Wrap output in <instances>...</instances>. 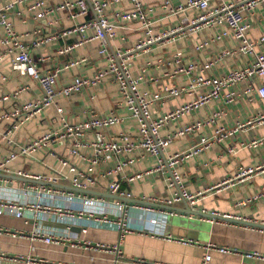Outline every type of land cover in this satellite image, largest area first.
I'll use <instances>...</instances> for the list:
<instances>
[{"label": "built area", "instance_id": "1", "mask_svg": "<svg viewBox=\"0 0 264 264\" xmlns=\"http://www.w3.org/2000/svg\"><path fill=\"white\" fill-rule=\"evenodd\" d=\"M32 1V2H31ZM31 2V3H30ZM129 4L127 11H118L110 18L111 10L122 4ZM30 3V4H29ZM26 6L27 13L38 22V26L29 34L32 36L28 44L23 43L25 34H17L8 21V16L14 14L21 17V12L16 8ZM163 7L170 15H177L188 10L196 13L195 18L183 20L177 28L163 33L161 36H150L146 41H139L130 49H109L110 41L116 37L117 30H124V23L139 22L146 30L151 32L150 26L154 23L149 20L148 12L142 0H60L58 4L51 5L46 0H13L0 4V63L8 59L14 71L19 75L28 77L34 81L41 91L39 99H32L27 102L18 103V97L27 91L26 86H19L13 91L0 95V105L13 102L9 109L0 112V124L7 123L9 126L0 138L9 145H15L8 155L0 161V175H10L23 179L28 184L22 193L27 197L23 201L0 199V215L11 216L16 219L34 220L38 223L33 234L45 245L62 246L72 248H85L96 250L102 253L114 254L122 258L119 245H106L92 243L85 240L74 239L69 234L73 226L79 221L94 225V227H117L122 232L127 214L126 206H110L111 211L120 212L121 218L111 219L110 212L106 213L105 201L95 196H84V193L76 194L66 187L77 190L98 192L94 188H105L106 194L118 196L119 198L134 201L132 195L120 189V180L110 178L120 174L122 171L134 166L139 159L132 156V153L139 149L144 155H149L157 160V165L145 169L143 172L128 174L124 181L131 184L140 178L164 173L167 166L172 171V179H169L170 186L179 182V176L175 168L187 158L197 155L208 149L213 142H220L230 136L234 131H227L217 128L212 138H201L199 144L187 152L175 153L163 161L161 154L170 145L173 139L186 136L202 127V123L191 122L183 125L168 136H162L161 130L170 121L179 119L181 116L193 113L213 101L223 102L231 105L238 98L250 101L253 97L259 98L264 103V34L258 38H252L249 33L251 22H264V0H184L183 4L171 7L170 0H163ZM60 14H64L65 20L72 23L70 30L63 31L61 36L70 34L77 35V40L71 45H63L57 50L59 55H68L73 50L82 47L84 44L97 41L98 56L102 59L104 66L100 67L91 78L75 76L72 81L63 87L57 86V79L62 69H71L86 62V58L70 61L63 68H55L53 71L41 68L39 62L44 58L34 59L32 51L41 49L56 37L44 33L47 27L57 22ZM215 32L213 36L193 44V50L202 52L208 45L221 43L231 38L236 42L234 48H224L210 58L195 59L186 62L180 50L176 51L167 60H158V64L172 66L173 69L165 76L176 78L180 75L187 77V83L183 85L173 84L163 86L152 97L140 92L139 84L144 80V74H134L130 69V58L133 53L142 51L146 46L166 41L164 44L176 43L181 36H193L198 39L199 34L204 31ZM91 31V35H87ZM248 57L249 63L240 68H231L220 75L214 76V68L228 59ZM106 78L117 86L119 101L117 110L109 114L100 115L93 111L88 112L85 120L71 123L66 119L64 110L58 105L59 98H69L80 93L83 89L94 87L102 83ZM154 80V77H151ZM5 78L0 74V82ZM184 95L194 96L193 100L169 113L153 117L150 111L152 105L166 100L179 98ZM54 108L55 116L52 117V128L36 138H30L25 144L14 142L15 135L19 129L28 124L37 116L42 115L46 110ZM126 109L128 116L136 124V133L121 132L114 139H105L104 132L119 126L125 120L118 112ZM213 114L211 122L217 118ZM264 124V113L250 118L244 124H239L238 129ZM89 134L93 140L88 139ZM91 137V138H92ZM264 139L253 140L246 146L251 148L259 147ZM64 146L65 155L61 156L52 151V146ZM233 147L229 149L232 152ZM91 149L92 154L88 157L80 155V151ZM45 153L59 160L58 166H47V174H29L24 171L12 172L9 165L21 157H32L37 152ZM80 157L83 166L74 164L69 158ZM115 166L109 170L99 173L94 169L101 165H107L115 161ZM86 165V166H85ZM264 172V164L257 167L239 168L232 178L223 180L218 186L233 187L237 183ZM101 178L108 182L101 186ZM4 178L0 177V181ZM8 182L7 180H5ZM215 188H207L202 192L192 194L182 186L166 198H143V204H158L171 207L182 201L194 205L205 193ZM148 202V203H147ZM73 203L82 205L77 210L73 209ZM147 211H154L153 206L146 205ZM157 208V207H156ZM214 215V214H210ZM52 221L66 224L70 231H58L46 229L41 225L42 221ZM149 223L156 224L155 219H149ZM81 234L87 232L85 225L79 228ZM167 241L179 242L188 246H198L197 242L185 239H176L171 236L164 237ZM203 248L206 250L202 264L211 260V253L235 254L237 251L226 247H219L208 243ZM239 253V252H238ZM244 258H261L257 253H239ZM6 256L0 253V263ZM10 261V260H9ZM15 261L24 264H51L47 261H36L20 256ZM11 262V261H10ZM14 262V261H13ZM143 263V262H140Z\"/></svg>", "mask_w": 264, "mask_h": 264}, {"label": "crops", "instance_id": "2", "mask_svg": "<svg viewBox=\"0 0 264 264\" xmlns=\"http://www.w3.org/2000/svg\"><path fill=\"white\" fill-rule=\"evenodd\" d=\"M13 0H0V4ZM51 5H56L60 0H46ZM32 2V1H31ZM30 2V3H31ZM149 20L154 22L151 26V32L146 34L139 22L124 23L125 29L117 30L116 37L110 41L109 49H130L139 41H146L150 36L157 37L163 33L177 28L183 23V20L195 18L196 13L188 10L177 15H170L169 11L163 7V0H142ZM29 3V4H30ZM184 0H170L171 7L175 8L183 4ZM130 6L122 3L114 7L110 13V18L118 11H127ZM21 12V17H15L12 13L8 16V21L12 24L17 34H25L23 43L28 44L32 36L29 34L38 26V22L27 13L26 6L16 8ZM57 22L47 27L44 33L53 35L56 38L41 49L33 50L34 59L44 58L39 62L41 68L53 71L55 68H63L70 61L86 58V62L69 69H62L57 79V86L68 85L75 76H84L91 78L94 73L104 63L97 54L99 42L93 41L84 44L82 47L73 50L68 55H59L57 50L63 45H71L77 40V35L70 34L61 36V33L70 30L72 23L60 14ZM91 35V31L86 32ZM215 32L204 30L196 39L193 36L182 37L176 43L164 44L166 41L152 43L146 46L142 51L133 53L130 58V69L134 74H144V80L139 84L140 92L146 93L152 97L163 86H171L174 83L183 85L187 83V77L180 75L176 78H170L165 74L170 73L172 66L158 64V60H167L176 51L180 50L186 62L195 59H206L215 56L219 50L224 48H234L236 42L231 38L223 42L208 45L202 52L197 53L193 50V44L199 42L201 38L207 39ZM264 34V22H251L249 35L252 38H258ZM250 59L248 57H238L228 59L218 64L212 74L220 75L231 68H240ZM0 74L5 81L0 82V95L13 91L19 86H26L27 91L22 93L17 102L23 103L32 99H39L41 91L38 85L29 79L19 75L14 71L8 59L0 63ZM154 77V80L151 79ZM194 96L184 95L179 98L170 99L151 106L150 111L153 117L163 116L174 109L189 103ZM117 86L111 80L106 78L97 86L83 89L67 99L59 98L58 105L64 110L66 119L71 123H77L87 118L91 110L97 114L105 115L117 110L119 101ZM13 102L0 105V112L9 109ZM54 108L46 110L42 115L31 120L24 127L19 129L15 135L14 142L25 144L28 139L36 138L52 128V117L55 116ZM217 113V118L211 122L213 114ZM264 113V103L257 97L250 101L238 98L231 105L223 102L213 101L205 107L194 111L193 113L181 116L179 119L170 121L161 130L162 136H168L178 128L191 122L202 123L198 130L176 139H173L166 150L160 155L162 160L175 153L187 152L199 144L201 138H212L217 128H223L227 131H234L230 136L222 139L220 142H213L208 148L197 155H193L182 161L175 172L179 176V182L170 186L169 179H172V171L165 166L164 173L149 175L129 184L124 181L128 174L143 172L145 169L155 167L157 160L149 155H143L141 150L137 149L132 156L139 159L138 162L129 169L110 179L120 180V189L132 195L134 201H121L117 199H104L106 213L110 214L111 219L116 220L122 216L120 212L111 211L110 206H126L127 214L124 216V230L120 232L117 227H94L86 222L77 223L72 227L69 233L72 238L85 240L92 243H101L106 245H119L122 252V258H117L114 254L102 253L96 250H87L83 248H72L71 246H53L45 245L38 239L33 238L36 225L32 219H16L11 216L0 215V253L6 256L0 264H24L15 261L20 256L27 257L36 261H47L51 264H202L206 250L203 248L208 243L219 247L230 248L237 251L235 254L211 253V260L207 264H264V172L255 175L242 183H237L233 187L218 186L223 180L232 178L239 168L257 167L264 164V141L257 148L246 146L253 140L264 139V124L254 125L238 129L239 124H244L250 118ZM118 114L124 117L121 125L105 131V139H114L121 132L125 131L132 135L136 133V124L128 116L126 109H121ZM7 123L0 124V136L8 128ZM89 134L88 139L93 140ZM17 146L9 145L0 138V161L3 160L13 148ZM233 147V151L229 149ZM64 146H52L51 150L60 156L65 155ZM91 149L80 151V155L91 156ZM37 152L32 157H21L10 163L9 170L12 172L24 171L29 174H47V166H58L59 160L45 153ZM74 164L83 166V160L78 156L69 158ZM115 161H110L107 165L95 167L97 172L102 173L115 166ZM86 166V165H85ZM4 178L0 181V199L23 201L27 197L22 190L27 188L28 184L23 179H18L10 175H0ZM7 180L8 182H6ZM108 181L101 178V186H105ZM182 186L188 192L195 194L202 192L207 188H215L200 197L194 205L185 202L175 204L171 207H153L154 211H147L148 207L143 204V198H166L177 191ZM97 193L106 194L105 188L95 187ZM78 194V192H74ZM81 194V193H79ZM118 197V196H117ZM119 198V197H118ZM148 203V202H147ZM158 205V204H155ZM82 205L73 203V209L77 210ZM139 207H144L139 209ZM171 208V209H168ZM185 211H191L194 216L186 214ZM198 214L200 216H198ZM205 214H214L224 218L234 219L238 223L207 219ZM149 219H155L156 224L149 223ZM41 225L46 229L58 231H70L66 224L54 223L50 220L42 221ZM85 225L87 232L81 234L79 228ZM171 236L176 239H185L197 242L198 246H188L179 242H170L164 239ZM257 253L261 258H244L239 253ZM11 262H10V261ZM14 261V262H13ZM143 262V263H140Z\"/></svg>", "mask_w": 264, "mask_h": 264}, {"label": "water", "instance_id": "3", "mask_svg": "<svg viewBox=\"0 0 264 264\" xmlns=\"http://www.w3.org/2000/svg\"><path fill=\"white\" fill-rule=\"evenodd\" d=\"M67 190L69 191H74V192H78V193H84V194H87V195H90V194H93V195H97V196H100V197H105V198H111V199H117V200H121V201H125L127 202L128 200H125V199H122V198H118L117 196H114V195H110V194H103V193H97V192H90V191H83V190H77V189H73V188H70V187H66ZM146 205H149V206H155V207H162V206H159V205H154V204H146ZM168 209H171V208H168ZM186 214L190 215V216H194L196 215L197 217V214H194L193 212L191 211H185ZM198 216H200L198 214ZM195 217V216H194ZM203 217L207 218V219H217V220H223V221H229V222H235V223H238L239 221H236L234 219H229V218H224L222 216H215V215H210V214H205L203 215ZM257 227H261L263 228L264 226H257Z\"/></svg>", "mask_w": 264, "mask_h": 264}]
</instances>
